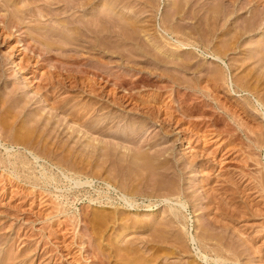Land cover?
Returning <instances> with one entry per match:
<instances>
[{"label":"rangeland","instance_id":"374dc122","mask_svg":"<svg viewBox=\"0 0 264 264\" xmlns=\"http://www.w3.org/2000/svg\"><path fill=\"white\" fill-rule=\"evenodd\" d=\"M175 1L161 8L180 44L48 38L70 71L24 53L37 28L0 38V264H264L263 86L243 89L249 67L211 33L200 7L214 0Z\"/></svg>","mask_w":264,"mask_h":264},{"label":"bare ground","instance_id":"6f19581e","mask_svg":"<svg viewBox=\"0 0 264 264\" xmlns=\"http://www.w3.org/2000/svg\"><path fill=\"white\" fill-rule=\"evenodd\" d=\"M17 0H0V38L4 37L7 32H10V31H13L14 30V34L15 33H19L20 35H23V36H27L25 33H27V31L25 32L24 31V27H26V29H29V28H37L39 31H36L38 32V35H40V42H41V45L40 47L35 43L34 45L30 44L31 46H24V53L25 50L27 51H31V55H34V56H41L42 57V61L44 62L45 61H49V60H52V59H57V57L53 56L50 54V52L52 51L51 48V44H52V41H48L49 39L48 38H51V37H54L57 39L58 38H61L64 43H66V41H68L67 37L71 35V37H73V39H76L78 37H81L80 35H82L84 33V35H86L85 33H87V35L89 34H92L94 38L96 39H101L102 38V41L104 38L108 37L106 40L110 41L109 39H113L111 43L114 42V44L116 45V43L118 45H121L122 44H127L126 42H134L136 44V42H140V41H143L145 39H141L143 35H149L151 31H153V34L154 35V40L152 38H150V36L147 38L150 40L152 39L154 42H155V45H156V41H157V44H159V39L160 38H163V39H166V40H170V41H173V42H179L178 44L180 43H183L182 40H179V38H177L176 36L178 34V30L175 29V25L176 28H179L178 26V22L175 23V25H173L171 22L169 23V21H171L172 19L170 18H167V14L164 13V15H162V8H161V2L164 0H34V1H31L29 2V0H18L19 2H22V5L19 7L16 5V3H13ZM27 1V2H26ZM198 1V0H197ZM196 1V2H197ZM215 2L213 3L212 1V4L210 3V1L208 2V5H206L205 7L202 5H200V10L203 9L204 13L206 11V13H210L209 15L206 16V13H205V16L207 17V20H206V17L205 16H202V17H205V21L209 26L212 25V31L211 33H214L216 30H218L219 28H221L226 36V39L224 41V43L222 44L221 47H223V45L225 44V50H226V54H230L232 55V53L234 52H239V61L241 62V67H243L242 65L245 64L244 67L248 66L249 69L248 70H244V74H246V77H249L250 80H248V78L246 79V86H248V88L244 87L245 85V82L243 84V89H249L250 87V81L251 79H253L254 77V80H255V83L252 81V83H254V86L255 87L253 90H257L260 89L261 87L259 86H263L262 88L264 89V0H214ZM13 4H12V3ZM18 2V3H19ZM175 2H179L178 0H176ZM185 2H188V1H185ZM184 2V3H185ZM174 3V1H173ZM210 3V4H209ZM15 4V9L12 8V10L9 11V13L3 11L4 9H9V6L13 7ZM21 4V3H20ZM175 4V3H174ZM173 4V6H174ZM186 4V3H185ZM182 4H179L178 5L176 4L173 8H172V12L173 14H177L178 12L180 11H183V6H181ZM259 6H262L261 8H259ZM10 7V8H11ZM172 7V6H171ZM198 7V8H199ZM169 8V7H168ZM164 9V8H163ZM192 9V8H191ZM190 9V10H191ZM197 10V9H196ZM195 10V12H197ZM8 11V10H7ZM161 11V12H160ZM170 11V10H169ZM168 11V12H169ZM187 11V10H186ZM160 12V13H159ZM161 14L162 16L164 17H161L159 20H157V15ZM181 13V12H180ZM190 13H194L192 12V10L190 11ZM179 14V13H178ZM196 16V14H194ZM192 15V18L193 16ZM190 16V14L188 15ZM199 16V14H198ZM201 16V15H200ZM41 18H46L47 19H50V20H54V22L56 23V25H52V21H51V26L49 24V26H47V24L43 23V19ZM173 18V17H172ZM191 18V17H190ZM195 18V17H194ZM151 19H154V20H151ZM200 20V18H198ZM204 19V18H203ZM27 20V21H26ZM150 20L153 21V23H150ZM181 20V19H180ZM202 20V19H201ZM222 20V22H221ZM38 21V26H36L37 24H34L33 25H29V22H36ZM158 21V22H157ZM184 21V20H183ZM189 21V20H188ZM187 21V22H188ZM191 21V20H190ZM204 21V20H203ZM201 21V22H203ZM42 24L43 25H40L39 24ZM198 22V21H197ZM224 22V24L221 25V23ZM48 23V22H47ZM53 23V24H55ZM180 23V22H179ZM182 23V22H181ZM191 23V22H190ZM205 23V24H206ZM45 24V26H44ZM150 24H152L150 26ZM200 24V23H199ZM207 25V26H208ZM183 26L180 25V27ZM188 26V25H187ZM221 26V27H220ZM223 26V27H222ZM152 27V28H151ZM154 27V28H153ZM184 27V26H183ZM186 27V26H185ZM197 27V26H196ZM211 27V26H210ZM63 28V29H62ZM64 28H66L64 30ZM204 28V27H203ZM182 29V28H180ZM208 29V28H207ZM206 29V31H207ZM185 30V29H183ZM129 31H130V34H129ZM32 32V31H31ZM132 32V33H131ZM142 32V33H141ZM200 32V31H199ZM17 33V34H18ZM128 33V35H127ZM145 33V34H143ZM210 33V31H209ZM18 34V35H19ZM143 34V35H141ZM150 34V35H151ZM187 34V33H186ZM32 35V34H31ZM77 35V37H76ZM104 35V36H103ZM141 35V37H140ZM181 35V34H180ZM212 35V34H211ZM7 36V35H6ZM101 36V37H100ZM106 36V37H105ZM206 36V35H205ZM213 36V35H212ZM144 38L147 37V36H143ZM179 37V36H178ZM181 37V36H180ZM53 39V38H52ZM70 39V38H69ZM156 39V41H155ZM162 39V40H163ZM183 39V38H182ZM206 39V38H205ZM45 40H47L48 42H45ZM72 40V39H71ZM78 40V39H77ZM149 40V42H151ZM161 40V39H160ZM18 41V40H17ZM58 41V40H57ZM61 41V42H63ZM76 41V40H75ZM93 41V40H92ZM100 41V40H99ZM105 41V40H104ZM106 42V43H109V42ZM147 41V40H146ZM152 41V42H153ZM170 41H167V42H170ZM186 41V39H185ZM56 42V41H55ZM74 42V40H73ZM72 42V43H73ZM153 42V44H154ZM161 42V41H160ZM172 42V43H173ZM42 43H44V45H42ZM58 43V42H56ZM67 43H70L69 41ZM92 43V42H91ZM142 42H140L141 44ZM145 43V42H143ZM55 44V43H54ZM110 44V43H109ZM113 44V45H114ZM167 44H170V43H167ZM189 44V43H188ZM59 45V44H58ZM58 45H56L55 47H57ZM60 45H62L60 43ZM134 45V44H133ZM136 45H139V44H136ZM143 45V44H141ZM145 46L147 45L144 44ZM173 45V44H172ZM38 46V47H37ZM43 46V47H42ZM65 46V45H64ZM63 46V47H64ZM83 46V45H82ZM119 46V47H121ZM125 46V45H124ZM123 46V47H124ZM135 46V45H134ZM216 46V45H215ZM14 47V46H13ZM62 47V48H63ZM117 47V46H116ZM157 47V46H155ZM217 47V46H216ZM219 47V46H218ZM125 48V47H124ZM129 48V47H128ZM148 48V47H147ZM158 48V47H157ZM54 49V48H53ZM126 49V48H125ZM137 49V48H136ZM140 49V48H139ZM149 49V48H148ZM148 49H146V52H149L147 51ZM223 49V50H224ZM141 50V49H140ZM139 50V51H140ZM151 50V49H150ZM222 50V49H221ZM221 50H215L213 51V53H211L212 57L214 59H222V56H223V52H224V55L225 54V51H221ZM127 51V50H126ZM136 51V50H135ZM145 51V48L144 50ZM132 52V51H131ZM144 52V53H146ZM152 52V51H151ZM150 52V53H151ZM222 52V54H221ZM134 53V51H133ZM139 53V52H138ZM148 54V53H147ZM152 56L154 54L151 53ZM150 54V55H151ZM162 54V53H161ZM158 53V56H157V53H156V59L155 60H158L160 61V56L161 55ZM9 55H11V53H9ZM8 55V56H9ZM149 55V54H148ZM210 55V54H209ZM12 56V55H11ZM9 56V57H11ZM70 56V55H69ZM162 57V55H161ZM164 57V55H163ZM171 57V56H170ZM63 59V58H62ZM164 59V58H163ZM166 59V58H165ZM231 59V57H230ZM13 60V59H11ZM25 60V59H24ZM60 61L61 58L57 59V61ZM233 60V58H232ZM231 60V61H232ZM235 60V59H234ZM40 61V60H39ZM78 61V60H77ZM99 61V60H98ZM161 61L162 58H161ZM238 61V59H237ZM255 61L259 62L260 66L259 68L256 66H249L247 64H254L256 63ZM20 62V61H19ZM62 66L65 65L64 62L66 61H60ZM239 62V63H240ZM13 63H14V60H13ZM39 63V62H38ZM232 63V62H230ZM22 64V63H20ZM31 64V63H30ZM60 64V63H59ZM60 64V65H61ZM68 64H71V63H68ZM66 64V65H68ZM233 64V63H232ZM235 64V63H234ZM25 65H26V62H25ZM24 65V66H25ZM65 65V66H66ZM81 65V64H80ZM231 65V64H230ZM257 65V64H256ZM16 66H18V63H16ZM62 66H60L59 68H61ZM185 66V65H184ZM232 66V65H231ZM263 69H261L262 67ZM19 67V66H18ZM67 67V66H66ZM66 67H63L66 69ZM69 67V66H68ZM67 67V68H68ZM261 67V68H260ZM22 68V67H21ZM79 68V67H78ZM86 68V67H85ZM89 68V67H88ZM235 68V67H233ZM237 68V67H236ZM235 68V69H236ZM232 69V68H231ZM234 69V70H235ZM241 69V68H240ZM243 69H246V68H243ZM242 69V70H243ZM261 69V71L259 70ZM68 70L70 71L71 69L68 68ZM79 72L80 69H77ZM259 70V72H258ZM67 71V69H66ZM73 71V70H72ZM232 71V70H231ZM246 72V73H245ZM255 73V76H253ZM56 74V73H55ZM220 74V73H219ZM234 74V73H233ZM243 74V75H244ZM42 75V74H41ZM46 76V75H45ZM215 76V75H214ZM50 77V76H49ZM59 76L57 75V78ZM63 77V76H62ZM217 77V76H216ZM219 77V76H218ZM245 77V78H246ZM55 79H53L51 77V79L49 78V81L45 82L46 83V86L47 87V90H48V86L49 88L50 87H53L54 88H61L63 87V82L61 78H58L56 79V77H54ZM140 78V77H139ZM215 78V77H214ZM238 78V77H237ZM243 77V79H245ZM43 79V78H42ZM45 80V79H44ZM236 80V79H235ZM239 80V79H238ZM234 81V80H233ZM237 81V80H236ZM242 80L240 79V82ZM249 81V82H248ZM239 82V83H240ZM257 82V83H256ZM120 83V82H119ZM125 83V82H124ZM130 83V82H129ZM132 83V81H131ZM238 83V82H237ZM235 82V84H237ZM242 83V82H241ZM44 84V83H43ZM90 84V83H89ZM95 84V83H94ZM133 84V83H132ZM234 84V83H233ZM249 84V85H248ZM91 85V84H90ZM135 85V84H134ZM239 85L240 88H242L241 86ZM253 85V84H252ZM89 86V85H88ZM167 86V85H166ZM165 86V87H166ZM238 87V85H237ZM252 87V86H251ZM39 88V87H38ZM89 88H93V87H89ZM12 89H17L16 87L15 88H12ZM52 89V88H51ZM50 89V90H51ZM241 89V90H243ZM261 89V91L263 90ZM46 90V89H45ZM46 90V91H47ZM93 90V89H92ZM251 92L253 91L251 88H250ZM15 91V90H14ZM90 91V90H89ZM95 91V90H94ZM257 91H256V94H257ZM10 92V91H9ZM251 92H248V93H251ZM254 92V91H253ZM252 92V93H253ZM46 93V92H45ZM11 94V93H10ZM259 94V93H258ZM19 95V94H18ZM129 95V93H128ZM255 95V94H254ZM45 96V95H44ZM259 96V95H258ZM15 97V95H14ZM127 97H131L133 98L132 96H127ZM17 98V97H16ZM15 98V99H16ZM20 98V97H19ZM18 98V99H19ZM263 98V97H262ZM259 99V98H257ZM264 99V98H263ZM263 99L260 98V100H262L260 102L261 105L259 106H264V103L263 102ZM16 101V100H15ZM24 101V100H23ZM65 101V100H64ZM69 101V100H68ZM112 101V100H111ZM26 102V101H25ZM28 102V101H27ZM258 102V100H257ZM113 103V101H112ZM3 104V103H2ZM17 104V103H16ZM60 104V102H59ZM18 105H21L18 103ZM25 105V104H24ZM55 105V104H54ZM63 105V104H62ZM61 105V106H62ZM170 105V104H169ZM64 106V105H63ZM62 106V107H63ZM58 107V106H57ZM60 107V106H59ZM61 107V108H62ZM65 107V106H64ZM23 108V106H22ZM15 109V108H14ZM76 109V108H75ZM85 109V108H84ZM89 109V108H88ZM94 109V108H93ZM99 109V107L97 109H95V111H97ZM71 110V109H69ZM91 110V109H90ZM137 110V109H136ZM73 111V109H72ZM89 111V110H88ZM264 111V110H263ZM69 112V111H68ZM150 112V111H148ZM152 112V111H151ZM154 112V111H153ZM16 113V111H15ZM70 113V112H69ZM72 113V112H71ZM73 113H75L76 115H81V119L86 120L89 118L90 116V112H78L77 110L74 111ZM72 113V114H73ZM78 113V114H77ZM97 113V112H96ZM146 113V112H145ZM235 113V112H234ZM74 114V115H75ZM154 114V113H153ZM158 114V112H157ZM169 114V113H167ZM73 115V116H74ZM92 115V114H91ZM152 115V114H151ZM237 115V114H236ZM72 116V115H71ZM233 116V115H232ZM40 117V116H39ZM148 117V116H147ZM155 117V116H154ZM77 118V116H76ZM234 118V117H233ZM14 119V118H13ZM37 119V118H36ZM51 119V118H50ZM78 119V118H77ZM80 119V120H81ZM178 119V118H177ZM48 120V118H47ZM56 121V120H55ZM108 121V120H107ZM34 122V121H33ZM42 122V121H41ZM54 123V122H53ZM81 123V122H80ZM48 124V122L46 123ZM44 124V125H46ZM95 124V123H94ZM105 125V124H104ZM161 125V124H160ZM101 126V125H100ZM144 126V125H143ZM141 125V127H143ZM35 127V126H34ZM91 127V126H90ZM103 127V125H102ZM105 127V126H104ZM103 127V128H104ZM103 128H99L100 130H102ZM91 129H95L93 126L91 127ZM98 129V130H99ZM247 129V128H246ZM250 129V128H249ZM32 130V129H31ZM30 130V131H31ZM20 131V130H19ZM97 131V130H95ZM74 132V131H73ZM101 133V132H100ZM112 136V135H111ZM29 137V136H28ZM127 137V136H126ZM32 144V143H31ZM96 146V144H95ZM94 146V147H95ZM107 146V145H106ZM92 147V146H91ZM51 150V149H50ZM101 151V150H100ZM154 157V155H153ZM35 158H37L35 156ZM152 158V157H150ZM149 158V159H150ZM157 158V157H156ZM22 159V158H21ZM142 159V158H141ZM154 159V158H153ZM158 160V159H157ZM161 160V159H160ZM149 161V160H148ZM153 161H156V160H153ZM152 161V162H153ZM159 161V160H158ZM157 161V162H158ZM162 161H164L162 159ZM161 161V162H162ZM144 162V161H143ZM147 162V161H146ZM160 162V163H161ZM167 162V160H166ZM133 163V162H132ZM169 163V162H168ZM103 164V163H102ZM151 166L152 164L149 163ZM154 165V164H153ZM159 165V164H158ZM155 166H157V164H155ZM145 167V166H144ZM150 167V166H149ZM153 167V166H152ZM160 166H158L159 168ZM163 167V163H162V166ZM156 168V167H155ZM146 169V167H145ZM165 169V168H164ZM154 170V169H153ZM146 171V170H145ZM152 171V170H151ZM143 173V172H142ZM162 173V172H161ZM144 178V177H143ZM161 178V177H160ZM258 179V178H257ZM163 180V179H162ZM259 180V179H258ZM129 182V181H128ZM263 182V181H262ZM174 184V183H173ZM263 184V183H261ZM260 184V185H261ZM148 185V184H147ZM264 185V184H263ZM257 186V185H256ZM262 186V185H261ZM164 188V187H162ZM263 188V187H262ZM156 191V190H155ZM159 191V190H158ZM172 192V191H171ZM170 192V193H171ZM161 195V194H160ZM169 199V198H168ZM230 199V198H229ZM179 202V201H177ZM179 203H182L179 202ZM247 204V203H246ZM232 205V204H231ZM178 206V205H177ZM185 207V206H184ZM178 210V209H177ZM172 211V209H171ZM173 212H176L179 214V212L177 211H173ZM172 212V213H173ZM178 214H175L174 213V216L176 217V215L178 216ZM157 224V223H156ZM166 229V228H165ZM153 231V230H152ZM153 235V234H152ZM165 237V236H164ZM192 239V238H191ZM156 241V240H154ZM162 242V241H161ZM175 243V242H174ZM219 243V241H218ZM178 244V243H177ZM174 245V244H173ZM218 245V244H217ZM151 246V245H150ZM231 247V246H230ZM149 249V248H148ZM234 249V248H233ZM222 250V249H221ZM214 251V250H213ZM218 252H220V250L218 249V251L216 250V254H217V257H222V256H219L220 253L218 254ZM226 253V252H225ZM239 253V252H238ZM226 256V255H225ZM224 256V257H225ZM231 255H227V257H223L224 261H228V259H232V257H234V255L232 257H230ZM229 257V258H228ZM239 257V256H237ZM236 257V258H237ZM229 259V260H230ZM235 258H233V260H230L232 262L236 261L234 260ZM222 260V262H223ZM102 262V261H101ZM153 263V262H152ZM224 263V262H223ZM103 264V263H102ZM139 264V263H138ZM221 264V263H220Z\"/></svg>","mask_w":264,"mask_h":264}]
</instances>
